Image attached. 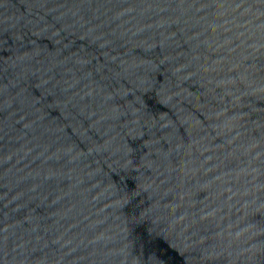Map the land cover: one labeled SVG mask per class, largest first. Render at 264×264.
Segmentation results:
<instances>
[{"label":"water","instance_id":"1","mask_svg":"<svg viewBox=\"0 0 264 264\" xmlns=\"http://www.w3.org/2000/svg\"><path fill=\"white\" fill-rule=\"evenodd\" d=\"M0 264H264V0H0Z\"/></svg>","mask_w":264,"mask_h":264}]
</instances>
